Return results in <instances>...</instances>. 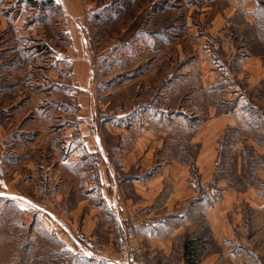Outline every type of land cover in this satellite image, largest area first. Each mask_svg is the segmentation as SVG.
<instances>
[{
	"label": "crops",
	"instance_id": "0c3cea01",
	"mask_svg": "<svg viewBox=\"0 0 264 264\" xmlns=\"http://www.w3.org/2000/svg\"><path fill=\"white\" fill-rule=\"evenodd\" d=\"M46 21L64 26L60 47L45 46L60 65L43 66L45 86L16 97L14 85L4 87L22 68L7 27ZM90 25L119 26L94 54L108 51L107 67L118 69L106 119L87 76ZM6 91L0 264H122L131 230L153 264H262L247 246L257 231L264 242V0H0V99ZM204 229L220 252L194 246ZM85 238L106 247L93 252ZM187 244L197 255H186Z\"/></svg>",
	"mask_w": 264,
	"mask_h": 264
},
{
	"label": "rangeland",
	"instance_id": "374dc122",
	"mask_svg": "<svg viewBox=\"0 0 264 264\" xmlns=\"http://www.w3.org/2000/svg\"><path fill=\"white\" fill-rule=\"evenodd\" d=\"M7 15L10 17V19H12V17L14 18L20 17L18 13L16 15H12V13H8ZM25 18L27 21V18H28L27 14H25ZM42 20L44 21V19ZM57 23L58 22L55 23L54 21L53 22L46 21L45 24H43L40 28H36V30L32 28L25 29L24 28L25 24L20 25L19 28L15 26L13 29L12 27H7L8 28L7 32L14 33L15 38H17V41L15 43V49L13 52H15L14 56L17 61V64L21 66L22 68H15L16 70L15 75L14 76L11 75V77H8V80H6L5 82L6 84L4 85V87L5 89H7L14 85L15 94H17L16 97L18 95H20L21 97L28 95L29 91L31 94H35L36 87L39 88L41 86L42 87L45 86L44 81L48 80V78L51 77V75H49L48 72H45L44 70L45 68L43 66L51 67L53 64L54 68H50V69L56 70L57 69L56 67L60 65L58 61L54 58H53V61H50L52 60L51 56H48L49 54L45 52V49H46L45 46L47 45L46 43L48 42H51L50 44L53 45L54 49L55 47L57 48L60 47V45L59 46L57 45V42H55V40L60 37L61 31L64 30L63 28L64 26H61ZM89 29H90L89 30L90 33L88 34L86 33L87 34L86 36L89 42L87 41L86 45L88 46L89 51L92 53V57L89 59L90 68H88L87 76L93 80L94 85L97 87L96 92L99 98L96 99V105L98 108V113H101L104 110L107 116L102 119H106L108 118V114H109V110L107 109L108 107L107 103L109 101L108 81L112 79L118 73L117 72L118 69L116 71L115 68L107 67L108 65L111 67L112 66L111 63L114 60V56H110V57L108 56L107 54L108 51H105V53L102 55L98 54L96 56L97 58L94 57V54H95V51H97V53H99L100 51L103 52L108 47V45L111 43L109 40V37L112 36V33L118 32L119 26L118 25H109V26L107 25L106 26L105 25H97V26L92 25L91 26L90 25ZM89 34H92V38H89ZM99 36H102V37L98 39ZM169 42L172 43L171 40ZM5 44H6L5 45L6 48L12 45L11 41H6ZM167 44L168 43H166V45ZM40 50L41 51L43 50L42 53H40ZM167 51L168 49L166 47V63L165 64L167 65L168 59H170L168 68H171L172 60H171V57L169 56L170 54ZM6 53L9 54L8 51H6ZM10 57H12V53H10ZM2 58L3 57H1V59ZM4 60L6 64L10 63V59L4 57ZM28 65H31L32 68H28ZM67 65L69 66L70 63L68 62ZM2 70L3 71L11 70V68H2ZM18 71H20V73H18ZM28 71H30V73ZM69 73H70V70H69ZM29 74H30V78H29ZM66 75H67L66 73L62 74L63 77ZM60 76H57L56 73L54 72L52 77L54 78L53 80L55 81L56 78L59 79ZM29 79L36 83L34 84L35 88H33L32 90H27L26 88H23L27 86L26 82ZM37 92H38L37 93L38 95L40 94L41 90L37 89ZM216 93H218V90L212 91V94H216ZM11 99H12V94L10 92L7 93L6 91L2 99H0V107L1 108L8 107L10 105ZM37 101L40 102L39 100ZM38 104L39 103H37V105ZM28 110H29V107L26 106L25 109L19 112V117L17 118V121L14 123L15 127H17L16 125L20 123V121L23 119V115L27 113ZM4 117H6V115ZM6 128H12V121L8 122V125H6ZM192 155H193L192 153H185L184 158L188 159L189 157L190 159H192ZM230 156L233 160L236 159V154H233V155L231 154ZM226 158H228L227 154L225 155V158L223 160L226 161ZM249 172H251V169H249ZM211 186L212 184L210 183V189H211ZM260 236H263V234L257 231L255 233V241H254L256 245L254 244L255 246H253L254 242L251 241L250 244L247 246V250L249 252H252L251 254H249V256L256 255L257 258L262 262V264H264V242L259 239ZM199 239L201 240V242L200 243L198 242L194 246H197V248H199L201 255L208 254V253H214V252L217 253V251L218 252L221 251L220 249H218L216 241L210 239V235L205 229L203 230V233ZM139 241L141 243L140 244L141 253L143 251L144 263L153 264L151 259H149V256L147 253V247H146V244L143 238L140 237ZM194 246H192L193 248H191V250H195ZM226 252H227L226 254L230 257H236L235 255H237V251L233 250L231 246L229 249L226 250Z\"/></svg>",
	"mask_w": 264,
	"mask_h": 264
},
{
	"label": "built area",
	"instance_id": "2783aa9c",
	"mask_svg": "<svg viewBox=\"0 0 264 264\" xmlns=\"http://www.w3.org/2000/svg\"><path fill=\"white\" fill-rule=\"evenodd\" d=\"M209 48L212 52H217L220 50V46L217 43H210ZM73 107H75V105ZM106 116L107 114L103 110L100 113V117L105 118ZM96 172H97V167L94 171L91 172L92 177L96 176ZM115 180L117 182H121L123 178L121 175L116 174ZM201 193L203 195H209L211 193L210 183L202 186ZM140 237L141 236L138 234L136 230L126 231L123 234L121 239L124 242L125 253H124V258L122 260V264H145L143 258V251L142 253L140 251V244H141L139 241ZM82 244L85 248L96 253L102 252L105 249V245L103 243L94 239L85 238L82 240Z\"/></svg>",
	"mask_w": 264,
	"mask_h": 264
},
{
	"label": "trees",
	"instance_id": "16d2710c",
	"mask_svg": "<svg viewBox=\"0 0 264 264\" xmlns=\"http://www.w3.org/2000/svg\"><path fill=\"white\" fill-rule=\"evenodd\" d=\"M192 246H193V244H187L186 245V255H189V253H190V255H193V256L197 255V250L196 249L195 250H191V248H193Z\"/></svg>",
	"mask_w": 264,
	"mask_h": 264
}]
</instances>
